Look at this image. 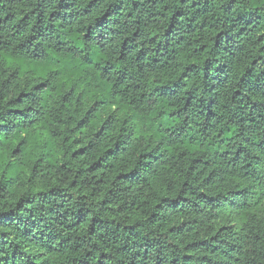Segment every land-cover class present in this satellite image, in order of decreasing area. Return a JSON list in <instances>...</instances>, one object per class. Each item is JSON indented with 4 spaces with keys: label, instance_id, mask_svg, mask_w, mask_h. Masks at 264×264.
Wrapping results in <instances>:
<instances>
[{
    "label": "trees",
    "instance_id": "obj_1",
    "mask_svg": "<svg viewBox=\"0 0 264 264\" xmlns=\"http://www.w3.org/2000/svg\"><path fill=\"white\" fill-rule=\"evenodd\" d=\"M263 206L264 0H0V264H264Z\"/></svg>",
    "mask_w": 264,
    "mask_h": 264
},
{
    "label": "rangeland",
    "instance_id": "obj_2",
    "mask_svg": "<svg viewBox=\"0 0 264 264\" xmlns=\"http://www.w3.org/2000/svg\"><path fill=\"white\" fill-rule=\"evenodd\" d=\"M69 67V66H68ZM67 74H71V71H68ZM66 77V76H65ZM126 110H124L125 112ZM24 136V134H23ZM27 141L30 145V148L33 150H37V151H41V149H43L44 144L49 143L50 141L45 137L44 133L39 130H33L28 132L27 136ZM261 212H264V206L260 208Z\"/></svg>",
    "mask_w": 264,
    "mask_h": 264
}]
</instances>
